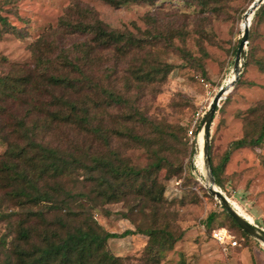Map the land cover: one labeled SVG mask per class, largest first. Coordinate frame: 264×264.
Segmentation results:
<instances>
[{"label":"rangeland","instance_id":"rangeland-1","mask_svg":"<svg viewBox=\"0 0 264 264\" xmlns=\"http://www.w3.org/2000/svg\"><path fill=\"white\" fill-rule=\"evenodd\" d=\"M253 1L153 0L115 6L106 0H0V13L22 32V36L8 32L0 37V76L21 75L33 68L32 44L45 35L58 44L57 52L82 40L84 37L79 35H59L65 28L61 26V18L76 2L93 9L111 29L133 32L139 38L151 33L159 36L153 38L156 44L149 51L152 59L172 64L164 81L144 84L126 76L131 57L117 58L112 49L104 51L101 60L105 68L116 70L112 75L115 85L111 87L124 96L121 104L103 105L105 125L121 130L129 127L136 134L152 137V127L137 121L143 115L177 134L181 130V139L173 142L168 162L158 174V180L165 186V200L157 216L151 205L142 212L134 194H128L123 201L100 202L93 211L102 227L111 232L155 224L167 225L175 234L172 247L163 252L160 260L149 252L147 234L109 239L110 252L122 257L124 264H264V242L234 225L219 199L209 192V178L200 152L205 113L221 86L234 78L243 18ZM255 13L249 21L248 63L245 58L246 65L238 81L217 106L211 126L210 155L222 181L221 186L216 183L218 188L241 214L264 230V141L233 148L236 140L256 136L264 121V20H257ZM145 55L142 51L136 58L142 60ZM30 111L27 99L12 102L0 114V127L12 124L16 118L25 119L28 125L36 120L43 125L38 131L39 140L44 143L66 147L72 154L91 144L78 127L46 121L44 126L39 119L42 115L31 116ZM199 113L203 117H198ZM7 148L8 144L0 138V159ZM110 148L111 155L118 156L117 163L123 161L143 168L154 159L145 147L123 134L111 135ZM91 150L99 151L101 146L94 141ZM94 182L85 178L83 169H78L65 183L72 193H84L92 189ZM9 190L0 184L1 264L6 256L5 246L11 245L18 222L27 215L10 199ZM210 214L215 215V220L208 226ZM221 227L227 228L231 240L236 239L239 244H220L213 232Z\"/></svg>","mask_w":264,"mask_h":264},{"label":"trees","instance_id":"trees-1","mask_svg":"<svg viewBox=\"0 0 264 264\" xmlns=\"http://www.w3.org/2000/svg\"><path fill=\"white\" fill-rule=\"evenodd\" d=\"M106 1L122 6L153 0ZM76 3L68 7L61 18V26L65 28L59 35H79L84 37L82 40L71 44L68 50L59 51L58 44L50 35H45L32 44L33 68L21 75L0 76V114L12 102L27 99L31 116L41 114L39 119L43 124L46 121L52 125L78 127L86 140L92 141L86 149H76L72 154L66 147L40 141L38 130L43 125L39 121L28 125L25 119L16 118L12 124L0 127V138L8 144L0 159V184L10 188V199L27 214L18 222L11 245L5 246L3 264H124L122 257L110 252L108 240L136 233L149 236L147 248L160 260L176 240L167 225L154 224L146 228L138 225L135 229L111 232L94 216L93 211L100 202L123 201L128 194L138 198L142 212L151 205L157 216L165 200V186L158 180V174L168 162L167 154L173 150V142L181 139V130L177 134L143 115L137 121L152 127V137L136 134L129 127L121 130L103 123V105L124 102L123 93L111 87L115 85L112 75L116 70L111 71L101 63L104 51L112 49L121 59L130 56L126 76L144 84L164 81L172 64L152 59L149 49L156 44L153 38L159 36L151 33L139 38L133 32L111 29L93 9ZM255 17L264 20V3ZM0 25V37L8 32L22 36L21 30L1 13ZM142 51L146 53L142 60L136 58ZM249 56L247 52L246 64ZM113 134L129 136L151 153L153 161L143 168L123 161L117 163L118 156L114 158L110 148ZM94 141L101 150H91ZM263 141L264 121L256 136L236 140L233 148L259 145ZM228 157L226 154L225 159ZM212 167L216 183L221 186L218 167L213 162ZM78 169H83L88 181H95L88 192L72 193L66 186L67 178ZM223 211L241 228L225 208ZM214 220L215 215L210 214L207 225L211 226ZM2 239L5 243V238Z\"/></svg>","mask_w":264,"mask_h":264},{"label":"water","instance_id":"water-1","mask_svg":"<svg viewBox=\"0 0 264 264\" xmlns=\"http://www.w3.org/2000/svg\"><path fill=\"white\" fill-rule=\"evenodd\" d=\"M264 2V0H254L249 10L254 13L256 10L261 6V4ZM248 19V10L246 11L244 15V19ZM243 25V34L240 40V44L238 46V50L235 57L234 62V78L231 81L230 84H227L226 86H221L217 94L214 96L213 100L210 103V106L208 110L205 113L203 124H202V130L204 132V145H203V152L205 157V166L207 170V175L209 178V182L207 184L208 190L211 194L215 195L220 203L223 205V207L228 211V213L236 220V222L241 226L243 230H245L248 234L251 236L257 238L258 240L264 242V230L259 228L257 225L253 224L252 221L247 219L245 216H243L230 202L229 198L224 194V192L218 188L216 184V178L213 173V167L211 162V155H210V133H211V126L214 119V115L217 109V106H219V102L221 101L223 95L227 93L238 81L243 67L245 65V58H246V49L247 44L249 41V24ZM193 169H195V165L193 164Z\"/></svg>","mask_w":264,"mask_h":264},{"label":"built area","instance_id":"built-area-1","mask_svg":"<svg viewBox=\"0 0 264 264\" xmlns=\"http://www.w3.org/2000/svg\"><path fill=\"white\" fill-rule=\"evenodd\" d=\"M201 80H204V79H201ZM200 115L203 117L204 114L199 113L198 117H200ZM193 133H194L193 129L189 130V134L192 135ZM213 236L223 246L226 245V243L231 244L232 246H236V245L239 244L238 240H236V239L235 240H231L232 239V235L230 234L228 229L224 228V227L215 229L214 232H213Z\"/></svg>","mask_w":264,"mask_h":264},{"label":"bare ground","instance_id":"bare-ground-1","mask_svg":"<svg viewBox=\"0 0 264 264\" xmlns=\"http://www.w3.org/2000/svg\"><path fill=\"white\" fill-rule=\"evenodd\" d=\"M253 13L251 12V10H248V16H249V18L248 19H244V23H245V25H247V23L250 21V19H251V15H252ZM233 75H234V73H233ZM233 80V79H232ZM231 80V81H232ZM231 81L228 83V84H230L231 83ZM204 132H203V136H202V147L200 146V152H202V157H203V165H204V169L206 170V166H205V157H204V152H203V145H204ZM206 172H207V170H206ZM230 200V199H229ZM231 202V201H230ZM232 204V203H231ZM233 205V204H232ZM243 215V214H242ZM244 216V215H243Z\"/></svg>","mask_w":264,"mask_h":264}]
</instances>
